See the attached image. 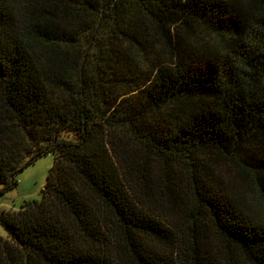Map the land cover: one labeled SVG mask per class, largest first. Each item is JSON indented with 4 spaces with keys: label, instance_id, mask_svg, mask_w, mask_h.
<instances>
[{
    "label": "trees",
    "instance_id": "trees-1",
    "mask_svg": "<svg viewBox=\"0 0 264 264\" xmlns=\"http://www.w3.org/2000/svg\"><path fill=\"white\" fill-rule=\"evenodd\" d=\"M47 152L0 264H264V0H0V194Z\"/></svg>",
    "mask_w": 264,
    "mask_h": 264
},
{
    "label": "rangeland",
    "instance_id": "rangeland-1",
    "mask_svg": "<svg viewBox=\"0 0 264 264\" xmlns=\"http://www.w3.org/2000/svg\"><path fill=\"white\" fill-rule=\"evenodd\" d=\"M53 163V153L47 152L37 156L27 166L21 169L15 175L16 183L10 189L0 194V210L2 209H18L20 205L29 199H38L41 196V188L46 182V176ZM210 170L213 175L224 179L225 182L233 181L236 185L235 190L238 191L237 197L242 199L246 211L251 216L262 218L264 210L255 202L254 193L246 184H241V180L236 178V169L229 161H221L219 163H211ZM236 179V180H234ZM2 184L0 183V188ZM6 230L0 224V236H6ZM237 256V261L233 264H247Z\"/></svg>",
    "mask_w": 264,
    "mask_h": 264
}]
</instances>
